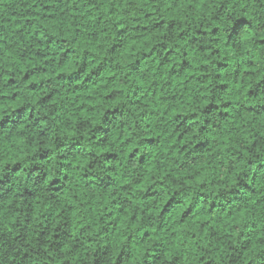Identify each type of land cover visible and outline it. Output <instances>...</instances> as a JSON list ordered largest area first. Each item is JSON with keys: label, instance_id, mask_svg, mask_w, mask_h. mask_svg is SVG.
Returning a JSON list of instances; mask_svg holds the SVG:
<instances>
[{"label": "clouds", "instance_id": "obj_1", "mask_svg": "<svg viewBox=\"0 0 264 264\" xmlns=\"http://www.w3.org/2000/svg\"><path fill=\"white\" fill-rule=\"evenodd\" d=\"M0 264H264V0H0Z\"/></svg>", "mask_w": 264, "mask_h": 264}]
</instances>
